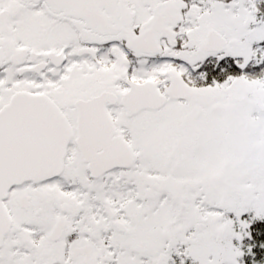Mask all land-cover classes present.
<instances>
[{"label": "snow or ice", "instance_id": "snow-or-ice-1", "mask_svg": "<svg viewBox=\"0 0 264 264\" xmlns=\"http://www.w3.org/2000/svg\"><path fill=\"white\" fill-rule=\"evenodd\" d=\"M0 264H264V0H0Z\"/></svg>", "mask_w": 264, "mask_h": 264}]
</instances>
